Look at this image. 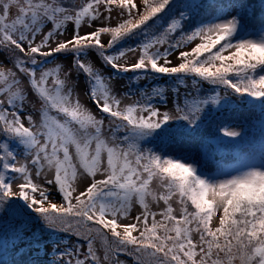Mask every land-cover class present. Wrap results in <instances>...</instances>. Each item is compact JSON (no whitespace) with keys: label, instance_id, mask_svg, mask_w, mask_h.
Instances as JSON below:
<instances>
[{"label":"snow or ice","instance_id":"snow-or-ice-1","mask_svg":"<svg viewBox=\"0 0 264 264\" xmlns=\"http://www.w3.org/2000/svg\"><path fill=\"white\" fill-rule=\"evenodd\" d=\"M169 2L67 0L65 6L62 0H0V56L5 57L0 61V133L25 149L24 160L18 161L8 141H0V201L23 199L51 225L84 239L87 251L66 248L63 255L69 258L62 264H126L121 255L131 257L133 264H264V171L208 182L194 175L190 165L139 147L144 135L170 119L195 120L207 101L188 93L183 103L177 99L174 108L161 111L152 101L168 98L154 87L138 91L136 100L122 106L133 93L117 98L87 62L94 51L117 71L193 73L238 93L264 96V74L258 71L264 67V41L232 43L234 19L191 32L181 31V21L174 19L158 32L154 18ZM113 4L118 6L115 16ZM102 6L107 15L101 14ZM97 20L100 27L81 34L82 24ZM49 24L54 30L45 34ZM66 24L73 26L70 36ZM101 34L111 39L102 42ZM136 34L142 36L139 44L116 50L121 40ZM196 40L200 42L190 52L181 50ZM130 52H138L139 58L122 65ZM57 53L72 54L67 69L48 67ZM174 54L177 66H171ZM73 71L89 81L85 92L94 112L74 97ZM26 91L37 100L38 120L31 113L21 118ZM51 170L50 177L46 172ZM7 173L18 176L9 180ZM41 176L62 195L60 205L44 207L51 189L40 186ZM152 180L166 185L165 194L151 190ZM174 194L179 196V219L170 203ZM149 199L157 205L163 200V210L153 211ZM188 201L195 211L189 210ZM134 204L140 211L132 216ZM214 213L219 222L215 229L209 227ZM97 238L104 242L103 257L94 248Z\"/></svg>","mask_w":264,"mask_h":264},{"label":"rangeland","instance_id":"rangeland-1","mask_svg":"<svg viewBox=\"0 0 264 264\" xmlns=\"http://www.w3.org/2000/svg\"><path fill=\"white\" fill-rule=\"evenodd\" d=\"M77 2H82V0H77ZM139 0H133L134 4H137ZM62 3L67 5V0H62ZM112 9L117 10L113 13L115 16L118 12V6L116 4L111 5ZM126 11V10H125ZM135 11V10H134ZM100 12L102 15H107L104 11L103 6L100 8ZM17 13L15 7L12 8V17L14 18ZM238 13H240V5L231 4L229 8L224 10L220 15H217L213 18L208 24L210 25L214 23L225 22L229 20H235L237 27L233 34H237L241 32V24L238 22ZM154 18L155 30L157 31L161 26L158 24L160 22L161 16ZM159 21V22H158ZM117 21L115 19L112 20L110 26H116ZM204 25V26H205ZM101 26V22L99 20L93 22L91 26L88 24L81 25V34L85 32H90L95 28ZM65 27L69 29V36L71 34L72 25L66 24ZM54 30L52 26L49 24L45 27V34L47 31ZM164 30V29H163ZM161 30L160 32H162ZM232 34V35H233ZM61 39L63 37H60ZM39 39V37H38ZM111 39L109 34H101V41L106 42ZM142 40V36L140 34L132 35L120 41L119 44L116 45V50L118 51V47L127 48L129 46L135 47L133 43H139ZM243 40H253V41H264V32L261 33H251L247 34V36H243L240 41ZM199 40L192 42L191 44L186 45L181 50L189 51L191 47L195 46V43H199ZM55 43V41H53ZM137 45V44H136ZM166 47V46H165ZM163 50V49H162ZM112 50H109L111 53ZM55 55V60L53 63L49 64L48 67H55L56 64H59L63 69H67L72 62V54L71 53H57ZM88 63H92L94 66V70L99 72L103 79L107 82L110 91L120 98L121 94L128 92L129 90L133 93V95L126 97L123 100L122 106H126L131 104L134 100L138 98L136 93L138 91L150 92L152 88L157 87L164 90V95L167 99H157L152 102L156 104L161 111L168 110L169 108H174V101L179 99L180 103H183L184 96L188 93H193L189 88H179L177 92H173L172 88L164 87L159 82V77L155 76L149 77L147 75H140L137 80V86L134 88V85L129 81V73L124 71H117L115 68H112L110 65H106L101 57H99L94 51L89 52L87 54ZM139 58V53H128L127 57L122 59L120 63L122 65L130 64ZM5 57L0 56V61H4ZM180 61L177 60L176 55H172L171 57V66H177ZM163 64V60L160 61ZM6 67H10L11 65L6 64ZM146 74H153L155 72H151L149 69ZM116 73V76L113 74ZM156 74V73H155ZM161 78L168 76L165 74H160ZM73 78L76 80V92L74 93V97L79 98V102L82 106L87 107L90 111H95L94 106L91 104L88 94L85 92V89L89 87V81L86 79L85 75L81 72L79 75L76 74L75 71L72 72ZM109 76L113 79H109ZM175 76H178L175 75ZM177 78V77H176ZM150 79H154L149 81ZM170 80V79H169ZM205 83H210L208 81L203 80ZM206 83V84H207ZM211 84V83H210ZM21 87H26V84H22ZM195 93V92H194ZM197 95L200 96V88L196 91ZM231 93V92H230ZM227 91H223L219 94L218 99L208 103H204L201 109L207 112H219L220 110L238 108L242 104H240V99H236V97L230 94ZM25 108L21 114V118L24 119L26 115L31 113L34 119H39V112L35 110L38 107L36 98L29 95V93L25 92ZM242 101V100H241ZM262 101H264V97H262ZM239 102V103H238ZM215 112V113H217ZM179 119H170L166 123L162 124L159 128L152 130L149 134L144 135L141 140H139V147L141 148V144L150 140L155 145L157 143L163 142L164 137L161 136L164 133H167V128L172 127L175 123H177ZM25 126H27V121L24 120ZM198 123V121H197ZM105 132L107 134V128H105ZM228 132H235L236 135H228L231 140H236L241 144V155L244 158L240 164H233L228 167H224L218 170H211L210 172H203L200 168V164L194 161L191 155H181L178 156V162L184 163L185 165H190L194 172L196 171V175L204 179L208 182H219L221 180L230 179L233 176L243 174L250 170H260L264 171V160L262 159L260 151L251 150L253 145V139L250 131L244 128L243 124L233 123L228 127ZM118 135H122V133H118ZM7 140L8 147L15 153L18 161L24 160L25 149L19 144L15 139H11L5 137L2 133H0V141ZM164 140H167L164 139ZM142 149V148H141ZM213 150H206L203 154L205 158H211L213 155ZM229 162V159H224L222 162H219L218 166L213 164L214 169L219 168V165H223ZM12 163H16V161H12ZM35 182V174L32 173ZM47 175L54 176V170L47 171ZM8 179L11 180L14 176H18V174L7 173ZM39 183L42 188H50L51 191L48 194L47 200L44 202V207H47L49 203L60 205L62 203V195L55 189L53 185H46L44 183V176L39 178ZM149 187L152 191L156 192L158 195L165 194L166 185L161 187V182L157 180L150 181ZM13 189H16V185H13ZM31 194V189H28ZM35 196H39V193H35ZM179 200V196L173 195L170 203L177 213V219H179V207L180 205L177 203ZM150 207L153 211L159 213L164 208V202L161 200L159 205L154 202H151L149 199ZM190 211H195V209L191 206V202L188 201L187 204ZM0 263L11 264L10 260H25L26 262L35 261L36 259L45 260L46 263L40 262L38 264H62V260H67L69 257L64 256L63 253L67 248L71 251L74 247L79 249L81 252L87 251V244L83 238L77 237L72 232H66L59 226H53L49 222H47L39 213L33 210L26 201L20 199L16 196H13L6 201H0ZM140 211L139 205H133L131 215L135 216ZM157 219H162V217L157 216ZM211 228L215 229V227L219 226L218 222V214L214 213L212 220L209 224ZM194 227V225H191ZM122 231V229H119ZM133 235H138L137 232H133ZM52 239V243L40 244L41 241ZM54 246V247H52ZM104 242L102 239L97 238L94 243V248L97 250L98 255L103 257L104 254ZM50 253V257L48 258L46 253ZM62 258V259H61ZM83 258L82 256L80 257ZM75 258H73L74 261ZM121 260H124L126 264H133V260L129 256L121 255ZM238 264V262H237Z\"/></svg>","mask_w":264,"mask_h":264},{"label":"trees","instance_id":"trees-1","mask_svg":"<svg viewBox=\"0 0 264 264\" xmlns=\"http://www.w3.org/2000/svg\"><path fill=\"white\" fill-rule=\"evenodd\" d=\"M235 3L240 5V13L237 14V19L241 24V32L233 34L230 37L232 43H237L243 36H247L249 32H264V0H170L169 4L159 15L161 19L160 22L158 21V24L161 26L157 31L160 32L168 26L169 22L178 19L182 24L181 31L191 32L210 23L213 21L214 17L220 15L224 10L229 8L231 4ZM174 36L178 38L179 34H174ZM221 43H223V41ZM136 44L133 43L134 46H136ZM120 48L121 46L117 49L119 50ZM217 48H219V45H217ZM214 51H216V49H213V52ZM223 54L228 55V52L226 51ZM201 58L203 59V57ZM218 63L219 62H217V64ZM258 71L264 74V67ZM146 73L148 72L142 70L141 72L129 73V81L134 85V88L137 86V78L140 75H147L148 78H155V76H157L159 77L158 83H161L164 87L177 90L179 88H189L193 93H196L200 88L201 95L197 96L206 100L208 103L213 101L208 99L209 97H215L216 100L219 94L223 91H227L229 93L231 92L230 94L234 95L236 99H240V104H243L238 108H229L220 110L219 112L214 111L212 113L201 109L195 120L190 122L187 119H179L172 127H168L167 133L161 135L164 139L167 138V140L163 139V142L155 145H152L154 143L153 141L148 140L141 144L142 149L149 150L163 159H172L173 161L178 160V154L179 156L191 155L192 159L200 164V168L203 172H210L211 170H218L229 165L240 164L244 159L241 155V144L236 140H231L228 135L225 134V132H228V127L231 124L237 123L243 124L244 128L250 131L254 142L251 150L255 151L258 149L264 160V101H262V97L264 96L256 97L247 93H238L231 88H225L213 83L210 84L206 82V84L193 73L178 74V76L168 75L162 78L159 73ZM113 74L116 76V73ZM151 80L154 79H150L149 81ZM185 97L186 95L184 98ZM213 148L216 150H213L211 158L203 157L206 150H211ZM226 158L229 159L228 163L219 165V168L214 169L213 164L218 166L219 162H222ZM194 175H196V171ZM46 243L51 244L52 239L40 242V244ZM46 254L48 258L52 255H50V253ZM10 262H12L11 264L46 263L44 259H36L30 262H26L25 260H10Z\"/></svg>","mask_w":264,"mask_h":264}]
</instances>
